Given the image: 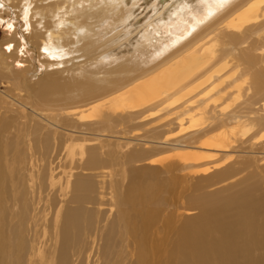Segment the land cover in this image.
<instances>
[{"label":"bare ground","instance_id":"bare-ground-1","mask_svg":"<svg viewBox=\"0 0 264 264\" xmlns=\"http://www.w3.org/2000/svg\"><path fill=\"white\" fill-rule=\"evenodd\" d=\"M141 1L144 0H98L93 6L91 0H85V6L90 3L93 8L74 18L62 16L71 15L70 9L59 5L64 2L46 7L47 10L36 7L30 11V21L46 14L51 17V23L37 21L39 30L33 43L26 39L30 46L41 47V51H56L43 54L45 59L64 56L60 52L78 42L77 36L71 35L72 30L83 29L87 42L79 48L72 47L69 53L79 51L96 60L92 37L95 35L88 33L102 24H105L103 33L122 27L105 40L119 38L114 48L122 45L124 49L123 55H118L122 61L117 64L114 60L116 65H108L109 72H105L110 75L108 78L101 75L84 82L43 79L38 89L32 90L28 79L33 75H28L26 68L19 65V46L12 41L7 43L15 51L12 61L21 72L8 83L25 97L24 102L8 98L11 106L5 100L9 95H2L5 99L0 97V226L8 220L11 223L10 208L16 216L6 240L0 238V264L4 256L9 257L16 250L20 253L25 247L22 234L27 233L31 219L30 215L23 216L30 207L24 202V210L17 207L16 197L15 206L10 207L12 170L25 168L24 164H12H18L19 159L26 161L23 154L31 156L38 149L48 155L63 151L74 165L68 171L62 168L56 172L51 168L43 180L47 181L44 190H50L46 199L55 189L61 196V204L45 208V213L52 212L55 223H61L58 230L56 227L52 231V242L45 241L43 248L32 247V258L37 264L95 262L98 250L94 231L105 227V222L99 224L100 210L92 209L94 218H90L84 207L64 210L63 203L68 199L71 203L92 204L96 194L101 200L106 196L102 180L109 174L114 177L117 199H103L97 206L107 201L114 208V226L119 227L124 219L123 226L117 228L122 238L116 253L119 264L125 261L129 264H264V193L257 186L245 187L220 200L217 210L207 208L198 215H192V209L184 204L190 197L182 192L179 194L182 199L176 205L170 204V216L163 219L165 251L159 252L158 246H153L151 252L147 248L152 242L149 237L163 210L150 206L159 203V193L169 189L156 177L155 164H145L142 168L127 164L138 162L139 149L165 147L177 159L176 163L165 165V173L178 182L176 187L186 191L192 188L191 181L197 174H205L209 181L237 171L241 164H229V153L246 143L255 146L254 140L264 134V0H173L170 5L166 0L165 3L157 0L156 4L161 6L140 25L139 18L132 20L131 12ZM24 2L0 0V22L7 20L1 15L4 4L12 15L19 9L18 15L25 17L29 11ZM12 15L10 19L17 21V15ZM69 21L72 26L63 28L62 23ZM136 48L141 50L134 51ZM1 58L0 54V66L11 72L7 67L10 64ZM59 65L61 62H48L45 72ZM10 116L15 117L13 132L8 128ZM149 118L161 121L162 130L165 127L164 131H168L163 132L159 143L149 136H145L146 141L135 137ZM172 125L177 130L170 133ZM127 135L131 137L125 138ZM261 145L262 151L264 143ZM243 161L253 166L256 163L253 156ZM106 167L109 170L104 171ZM126 178L124 185L122 181ZM20 187L22 193L17 190L16 195L26 199L25 186ZM179 209L184 210V215ZM113 235L111 232L110 237ZM168 240L173 250L176 244L175 253L171 250L175 259L171 261ZM78 247H82L79 253ZM131 247L134 254L127 251ZM159 255H162L160 262ZM102 256L107 260L109 254L103 252ZM129 258L133 260L130 262Z\"/></svg>","mask_w":264,"mask_h":264},{"label":"rangeland","instance_id":"rangeland-1","mask_svg":"<svg viewBox=\"0 0 264 264\" xmlns=\"http://www.w3.org/2000/svg\"><path fill=\"white\" fill-rule=\"evenodd\" d=\"M23 1H25L23 4L28 5L27 11H29L27 12L25 17H21L20 15H18L19 9H17V12H16L17 21L10 19V16L12 14L8 7L5 8V4L3 6V10L5 9V11L1 13L4 20L5 19L7 20L0 22V54L2 55L1 59L7 61L6 62L7 65L10 64L7 67H9V70H11V72L6 71L7 72L6 73L5 72L6 67H4V65L3 67L0 66V70H1L0 71V94H1L0 97L3 98L2 95L4 94L6 96L9 95L6 99L3 98L6 101H8V104L11 103V101L9 100L10 97H12L14 100L17 99L21 102H24L23 97H25L23 92L18 93L14 88H12V86H10V83H11L10 80H12V76L18 75L19 77L21 75V72H20V68L17 67L14 61H12V56H13L12 54H14L15 51L13 52L8 48L7 43L9 41L14 42V45L16 47L19 46L17 51L20 53L18 52L16 53L20 55L19 56V60L21 62L19 64L20 67L22 66L25 67L27 71L26 73H28V75H31V76L33 75L32 77L28 79L29 88H31L32 90H37L39 86L38 83L40 84L41 80L43 79L49 80L53 78L52 80H54L55 78L60 81H66V82L67 81L84 82L85 79L90 80V78L92 77L94 80L96 78L102 77L101 75H103L104 78H108L110 75H108V73L105 74V72H109L110 67L108 65L109 64L116 65V63L118 64L119 62L122 61L119 59L121 55H123L122 52L124 49L122 48V45L114 48L116 44H119L120 39L114 38V40L111 39L109 42H106L112 35L116 33L117 30L119 31L120 29H123L122 27H118L117 29L115 28L112 30L110 29L103 33L102 28L105 26V24H102L98 28V30L97 28H94L96 31L94 30L93 32L88 33L89 36L95 35L92 37L95 40V44H96L95 45L96 50L94 52L95 56H93V58L98 57V59L96 60H91L90 56H87V57L83 56V53L79 51L69 53V50L72 49V47L79 48L81 47V45H83V43L87 42L86 40H84L85 38H84L83 29L72 30L71 35L75 34L77 36L78 42L75 43L76 45H68L67 48H64L63 51L60 52L61 54L64 53V56H61L59 58L48 57L45 59L42 56L43 54L50 55L52 53H56V51L54 50L48 51L49 49L46 51L45 50L41 51L42 49L41 47L36 48L35 45L32 47L27 43L26 39H30L31 43H33V41L35 40L34 34L38 32L39 30L37 21L43 20V22L51 23V21L49 20L51 17H49L48 14H46L45 16H41V17H35L32 21H30V11L31 10L35 9L36 7H38L39 9L47 10L46 7L52 6L54 4H58V2H64L59 5L61 7H64L66 10L70 9L71 15L62 14V16L66 18H70V17L74 18L75 16L82 15L84 12H88L89 10H91L93 6H96L98 0H91L92 5H93L92 7H90V3H88V6H85L84 4L85 0H21V2ZM166 1L168 2L166 3L170 5L171 1L173 0H166ZM156 2L157 0L141 1L137 7L133 8L131 12V16H133L132 20H134L135 18H139V24L140 25L144 24V22L149 18V16L155 12L154 9L157 8V6H161V4L159 3L156 4ZM159 2H163V0L162 1L160 0ZM8 4H10V2ZM150 6L151 7L153 6V8L151 9ZM16 15L13 14L12 16L14 17ZM14 21H16V23ZM7 22L11 23V26H8ZM18 22H19V25L17 24ZM113 25L116 26L115 23ZM71 26H72V22L70 21L62 23V27L65 29H68ZM138 27L140 26H137L136 28ZM71 35H64V36L71 37ZM10 46H12V44H10ZM123 47H124V44H123ZM24 49L28 52H24L25 51ZM108 50L109 52L107 55L98 56L99 54L103 53V51L105 52ZM113 50L115 53H113ZM137 50H141V48H136V50L134 51H137ZM118 55H120V57ZM8 56H10L11 58ZM114 60L116 61V63L114 62ZM51 61L57 62V63L61 62V66L60 65L54 66V67L51 66L47 68L48 70V73H47L45 72V64ZM47 65L49 66V64ZM80 68L82 69L81 73H80ZM62 70H66V71L61 73ZM8 80L10 83H8ZM17 95H19L20 97H18ZM14 119H15L14 116L8 117V123H10V125H8V128H9V131H12V132L14 131V126L12 124V123H15V122H12ZM160 122L161 121H156L153 118H149L148 120L144 121L145 125L143 126V129L139 131L138 133H135L136 135L135 137H139V140H142V138L143 139L145 138L144 139L145 141L147 138H150V140L152 138V141L154 140L153 142L159 143L158 142L159 139L162 138L163 136L162 134H164L163 132H165L164 130H166L165 127H163L164 129L162 130L161 128L162 124ZM170 127H171L170 133L171 132L173 133L177 130L174 125ZM165 133H168V131H166ZM130 135L125 136V138L131 137ZM9 136L10 135H8V137ZM145 136L146 137L149 136V137L146 138ZM122 141L123 140L121 139V142ZM254 142L257 144L253 147L246 143L242 146L241 149L238 150L237 148L236 149L234 148L229 153L231 154L228 159V161L230 160L229 164H241V166L237 169V171H232L228 175L217 176L215 178L210 179L209 181H206L207 179H205V176H206L205 174H197L193 177L191 181V184L193 186L189 191L183 190L182 188H179V186L176 187V184L178 182L177 183L173 182L171 177L165 173L166 172L165 165L174 164L176 163V160H177L176 157H174L172 153L166 152V150L164 149L165 147L163 148L161 146L159 148L147 147L149 151L147 149H144L146 151H144L143 149L137 150L139 151L138 154H141L140 158L138 159V162L134 164L133 163H127V164H132L136 168L145 167V164H151V163L155 164L153 167L154 169H156V177L164 185H166L169 189L167 192H160L158 196L160 199V202L155 203L152 206H150L155 209H162L163 212L161 214V218H160L161 220L155 223L152 227L151 237L147 236L150 239H152V242H150L147 246V248H150V250L148 251L153 252L152 251L153 246L155 247L158 246L159 252H162V250L163 252L165 251L166 234L163 231V227L165 224L163 219L165 216L166 217L170 216V213L172 210V208L170 207V204L173 202L176 205L177 202H179V199H182L179 196V194H181L182 192L187 194L190 197V199L188 197L186 198L184 204L188 206L189 209H192V212H193L192 215H198L200 212L206 210L207 208L214 210V211L217 210L218 202L220 200H223L224 198L231 196L234 193L238 192L239 190L245 187H248V186L255 185L258 187V189H260V191L262 190V192L264 193V148L261 151V148H262L261 144L264 143V134L256 138ZM63 154L64 152L61 151L59 152V154L58 153L56 154L55 152H51L48 155L42 152V150L38 149L36 153L31 152V156H29L28 153H24L23 157L25 158L26 161L23 162L22 159H19L18 164H12V166L14 165L20 166V164H24L25 168H28V170H26L25 168H23L22 171L16 170V169L12 170V178H11V183L9 186V193L11 197V199L9 200L10 207L11 205L15 206V203L17 202L16 206L24 210V206H23V202H24V204L28 208L30 207V210H28V214L23 215V216L27 217L30 215L31 219L29 220L27 233L25 235L22 234V238L24 239L23 243L25 244V247H22L21 249L22 251L20 253H17V250H16V252L11 254L9 257L4 256L1 264H12V263L37 264L32 258V255H34L32 247L39 248V246H41L43 248V246L45 245L44 244L45 241L49 240V243L52 242V239H53L52 231L55 230L56 227H57V230L59 229L61 221H59L57 225L54 221L53 213L52 212H49V214H47V212L45 213V208L49 206H53L56 203L61 204V196L58 194V191L55 189L54 194L51 195L50 193L51 196L48 199H46V194L50 190L48 188L44 190V188L47 186V181L43 182V180H45V177L49 173V170L51 168L56 169V172L57 170H61L62 168H66V171H68V167H72L74 165L73 163L69 161V158L66 159ZM34 155H36V157H34ZM251 155L255 157V160H256V163H254V166L243 161L245 160V158L252 157ZM33 158H34V161L31 162ZM101 158L104 159V156H102ZM13 162H15V160ZM218 162H221V160H218ZM28 164H32L31 167H29ZM106 170H109L108 167L104 168V171ZM79 173L82 174V172H78L77 174ZM96 173L97 172H91L92 175H95ZM107 173L109 172L107 171ZM199 175H204V177L199 178ZM182 176L185 177L184 174H182ZM209 176L210 174L207 175V177ZM96 180L97 179H94V181ZM69 181L70 183H73L72 178H69ZM102 181H103V187L105 188L104 192L106 196L103 197L101 200L110 199V198L117 199L118 191L114 183V177H111L109 174V177L103 178ZM126 181H127V178L123 180L122 183L125 185ZM21 185L25 186V188L23 189H24L25 196H27L26 199L20 198L16 195L17 190H20L21 192V187H20ZM15 197H16V202L13 201ZM99 198H100L99 195L96 194L94 198L95 201L92 202V204H89V203L87 204V202H85L86 198L83 200L85 204L80 203V202L71 203L67 199V202L63 203L64 210L71 209V208H78L81 206V207H84L86 211L88 210V214L90 213V218H94V215L92 214L91 210L98 208L100 210L99 224L105 222V227L104 228L98 227V231L97 232L94 231V234H95L94 245H96L98 253L96 257L94 258L95 262L92 264H119L116 253L121 247V243L119 242V240L122 238L119 235L117 228L123 226L124 219H123L122 224L119 227L114 226L112 222V215L115 212L114 208H111L107 201H104V205L97 206L101 201L99 200ZM95 202H96V205H94ZM126 210L128 211V206ZM10 211H12V208H10L9 210V213H10L9 219L11 218V223H9V220H8L0 226V238L2 240H6L10 230L12 229V224H13L12 220L16 217ZM183 211L184 210L182 209L178 210L179 213H182L184 215ZM27 219L28 218H26V220ZM82 220L84 222V215L82 216ZM233 220H236V218H233ZM111 232H114V235L112 237H110ZM172 245L173 244L170 242V240H168L167 250L168 248H171L169 251L170 261H171V258L175 259L174 253H175L176 244L175 246H173L174 250L172 249ZM81 249L82 247L77 248L78 253L81 251ZM45 251H46V248L44 249V253ZM127 251L130 252L131 254H134V247L129 248ZM103 252L109 254V257L107 258V260H104L102 256ZM83 256L84 254L81 255V257ZM161 256L162 255L158 256V262L162 260ZM128 260H130L131 262L133 258H129ZM75 264H78L77 260L75 261ZM124 264H129V261H125Z\"/></svg>","mask_w":264,"mask_h":264}]
</instances>
